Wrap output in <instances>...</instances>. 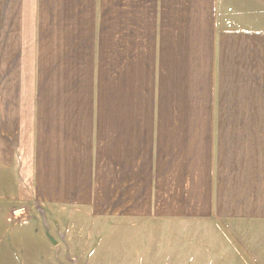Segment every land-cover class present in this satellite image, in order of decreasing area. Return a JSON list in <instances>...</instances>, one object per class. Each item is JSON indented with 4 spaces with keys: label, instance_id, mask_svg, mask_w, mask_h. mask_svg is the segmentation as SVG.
Returning <instances> with one entry per match:
<instances>
[{
    "label": "crops",
    "instance_id": "crops-1",
    "mask_svg": "<svg viewBox=\"0 0 264 264\" xmlns=\"http://www.w3.org/2000/svg\"><path fill=\"white\" fill-rule=\"evenodd\" d=\"M256 9L240 0H0L5 264H58L49 216L55 227L60 218L225 225L245 236L264 226ZM21 208L31 217L23 226Z\"/></svg>",
    "mask_w": 264,
    "mask_h": 264
},
{
    "label": "rangeland",
    "instance_id": "rangeland-1",
    "mask_svg": "<svg viewBox=\"0 0 264 264\" xmlns=\"http://www.w3.org/2000/svg\"><path fill=\"white\" fill-rule=\"evenodd\" d=\"M240 1L243 8H257L264 19V0ZM52 221L49 216V226L43 227L60 231L55 233L58 264H264V226L245 236L225 225L169 231L146 223L105 225L60 218L55 227ZM5 262L0 258V264ZM29 264L43 262L33 258Z\"/></svg>",
    "mask_w": 264,
    "mask_h": 264
},
{
    "label": "built area",
    "instance_id": "built-area-1",
    "mask_svg": "<svg viewBox=\"0 0 264 264\" xmlns=\"http://www.w3.org/2000/svg\"><path fill=\"white\" fill-rule=\"evenodd\" d=\"M23 211H25V209H16L14 217L17 223L26 225L29 223L31 217L29 216L27 211H25L24 213Z\"/></svg>",
    "mask_w": 264,
    "mask_h": 264
}]
</instances>
